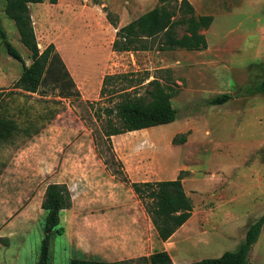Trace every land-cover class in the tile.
<instances>
[{"label":"rangeland","instance_id":"1","mask_svg":"<svg viewBox=\"0 0 264 264\" xmlns=\"http://www.w3.org/2000/svg\"><path fill=\"white\" fill-rule=\"evenodd\" d=\"M190 2L198 15L214 18L203 30L208 39L203 50L166 51L155 46L112 51L117 29L107 13L121 26L159 5V0L30 4L41 51L53 43L56 52L61 46L70 56L72 70L85 78L101 73L91 86L75 88L56 64L42 83L44 150L7 156V170L2 171L0 264H37L46 233L42 201L53 182L69 186L73 203L61 212L64 233L50 232L49 264H70L75 257L114 261L162 250L166 241L159 238L126 179L156 181L182 174L194 204L193 215L176 231L182 235L176 239V259L183 264L236 250L249 226L264 215V0ZM5 6L0 0L3 26L14 46L29 58ZM124 73L150 76L145 84L157 76L177 90L172 98L177 119L107 137L103 106L110 99L100 101L103 79ZM146 88L141 85L133 92L145 94ZM224 93L231 99L210 104L211 98ZM39 106L41 116V99ZM182 134L186 141L175 143L174 137ZM249 262L264 264V227Z\"/></svg>","mask_w":264,"mask_h":264},{"label":"trees","instance_id":"2","mask_svg":"<svg viewBox=\"0 0 264 264\" xmlns=\"http://www.w3.org/2000/svg\"><path fill=\"white\" fill-rule=\"evenodd\" d=\"M44 0H5V13L16 23L20 40L31 53L30 65L20 51L10 42L6 31L0 25V38L7 52L23 64V73L15 83L16 87L35 92L47 79L55 65L64 69L65 79L76 84L53 43L43 51L40 50L30 15V4L42 3ZM55 3L57 0H51ZM109 22L117 29L112 50L115 52H133L150 50L157 46L160 50L186 49L203 50L208 47V39L203 30L208 29L212 15H198L190 0H159V5L143 13L131 22L120 26L117 18L107 13ZM52 52L54 56L51 57ZM133 78L131 73L107 74L103 79L100 101L109 100L103 106V132L111 138L114 135L146 129L158 125L172 123L177 119L178 109L174 107L172 98L177 93L170 84L159 77ZM62 79V81L66 84ZM124 82L118 85V80ZM146 85L145 94L134 93L133 90ZM264 89V87H261ZM109 92V93H108ZM117 98V99H115ZM231 99L229 93L217 95L209 100L212 105H220ZM100 117V115H99ZM181 137V138H180ZM173 141H186V134L175 136ZM183 173V172H182ZM1 181V172H0ZM130 182L135 194L142 201L151 218L159 238L167 241L193 215L194 204L185 190L182 174L175 179L156 181ZM72 192L66 183H49L42 201V209L46 211L45 236L41 242L37 264H49L51 235L56 229L58 234L64 233L61 226V212L72 207ZM264 227V215L253 222L245 239L234 251H226L219 257L204 258L185 264H250L249 253L259 240ZM3 241L2 239H0ZM70 264H176L167 250L155 251L149 255L122 260H100L86 257H75Z\"/></svg>","mask_w":264,"mask_h":264},{"label":"crops","instance_id":"3","mask_svg":"<svg viewBox=\"0 0 264 264\" xmlns=\"http://www.w3.org/2000/svg\"><path fill=\"white\" fill-rule=\"evenodd\" d=\"M40 4V3H33ZM5 8V7H4ZM3 26V20L0 19ZM122 26V24H121ZM3 29L6 31L5 27ZM8 36V33H7ZM9 39V36H8ZM18 41L23 45L18 36ZM10 40V39H9ZM114 41V40H113ZM12 43V41H10ZM113 43V42H112ZM13 44V43H12ZM2 45L4 46L3 50ZM14 45V44H13ZM24 46V45H23ZM112 46V44H111ZM16 47V46H15ZM25 47V46H24ZM17 48V47H16ZM26 48V47H25ZM24 57L26 64L30 65L32 60L30 57L26 58L23 51L17 48ZM113 51V50H112ZM57 52L61 53L66 69L72 76L74 83L80 88L81 84L84 86H91L94 82V76L98 74L91 73L90 77L84 76L78 71L72 70L74 62L67 56L60 47H57ZM115 52V51H114ZM26 54L29 52L26 48ZM64 56V58H63ZM28 60H30L28 62ZM108 60L106 58L105 69L108 68ZM23 73V64L13 58L6 50L5 45L0 38V172L7 170V156L22 155L30 153H40L44 150V140L46 131V117H45V99L46 97L40 93V88L35 91H28L23 88L15 86ZM63 73V72H62ZM43 104V112L40 116L39 102ZM3 105V107H2ZM38 143V145L36 144ZM37 145V146H36ZM1 181H3V173L1 174ZM0 181V184H1ZM5 208L3 209V213ZM11 214H9L10 216ZM182 237L178 232L166 242H163L162 250H167L176 264H183L182 261L176 259L179 248L177 247V240ZM174 243V244H173Z\"/></svg>","mask_w":264,"mask_h":264},{"label":"bare ground","instance_id":"4","mask_svg":"<svg viewBox=\"0 0 264 264\" xmlns=\"http://www.w3.org/2000/svg\"><path fill=\"white\" fill-rule=\"evenodd\" d=\"M61 47V46H60ZM88 91V90H87Z\"/></svg>","mask_w":264,"mask_h":264}]
</instances>
